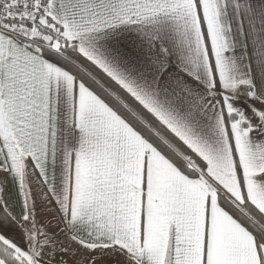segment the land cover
Instances as JSON below:
<instances>
[{
    "label": "snow or ice",
    "instance_id": "obj_1",
    "mask_svg": "<svg viewBox=\"0 0 264 264\" xmlns=\"http://www.w3.org/2000/svg\"><path fill=\"white\" fill-rule=\"evenodd\" d=\"M0 264H264V0H0Z\"/></svg>",
    "mask_w": 264,
    "mask_h": 264
},
{
    "label": "crops",
    "instance_id": "obj_2",
    "mask_svg": "<svg viewBox=\"0 0 264 264\" xmlns=\"http://www.w3.org/2000/svg\"><path fill=\"white\" fill-rule=\"evenodd\" d=\"M137 38L131 32H124L119 35H114L109 39L102 41V43L107 44L110 48H119L122 44H133Z\"/></svg>",
    "mask_w": 264,
    "mask_h": 264
}]
</instances>
